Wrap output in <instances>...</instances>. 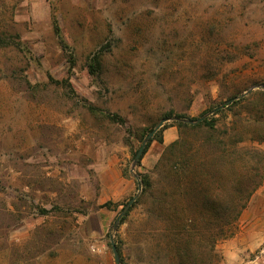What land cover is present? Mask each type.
Segmentation results:
<instances>
[{
  "label": "rangeland",
  "instance_id": "obj_1",
  "mask_svg": "<svg viewBox=\"0 0 264 264\" xmlns=\"http://www.w3.org/2000/svg\"><path fill=\"white\" fill-rule=\"evenodd\" d=\"M261 91L264 0H0V264H117L111 239L120 264H181L179 236L186 264H264V161L245 202L189 185L200 153L219 179L264 151ZM109 177L133 189L98 203Z\"/></svg>",
  "mask_w": 264,
  "mask_h": 264
},
{
  "label": "trees",
  "instance_id": "obj_2",
  "mask_svg": "<svg viewBox=\"0 0 264 264\" xmlns=\"http://www.w3.org/2000/svg\"><path fill=\"white\" fill-rule=\"evenodd\" d=\"M255 96L256 98L264 100V91L257 93ZM240 101L242 100L235 101L233 104H237ZM182 125L184 127L186 126L193 129H199V127L202 126V123L197 125H190V124H182ZM208 125L211 129L214 128L212 123H209ZM236 139H237L236 144H242L244 142H247V138L244 135ZM179 143L180 141L177 142V144ZM192 148H194V145ZM240 150L242 152L239 153L240 156L234 159V164L232 165L233 169L232 172L229 173V175H222V173L216 171V173L219 176V179L211 178L210 171H206L205 169L206 164L203 161L204 159L203 160L200 159V157L204 158V155L200 156L201 154L200 153L199 156L196 157L197 159L196 165L192 168V175L190 177L191 179L189 178L190 179L189 185L193 188L194 191L199 192V194L201 195L203 194V197H205L206 199L211 197L216 202H223L222 200H227V199L230 200L229 197L236 196V198L239 199L242 197V199L240 200L244 199L245 202V200H247L249 196L252 195V193L255 191L256 187L246 191L245 194L244 189L240 187L234 188L232 183H235L237 186H240V183L243 180V176L246 175V172H248V167L251 166V160L254 159L258 163V159H260L261 161L260 163L261 164L263 163L264 151L258 147L249 146L247 145V143H245L242 146V148H240ZM211 183L212 186H210ZM141 184H142V192L140 199L142 200L144 199V197L146 196L148 197V195H150L152 189V181L148 179L146 176H144L141 180ZM243 207H244V203L242 202L240 203V209H242ZM184 238L185 237L179 236L177 240H174L175 243L174 252L177 255V257L181 259V264H186L187 262H189L188 260L191 259L190 256H192L195 260L198 259L197 255L195 256L194 252H190L191 250L189 249V246L193 245V241L185 240Z\"/></svg>",
  "mask_w": 264,
  "mask_h": 264
},
{
  "label": "crops",
  "instance_id": "obj_3",
  "mask_svg": "<svg viewBox=\"0 0 264 264\" xmlns=\"http://www.w3.org/2000/svg\"><path fill=\"white\" fill-rule=\"evenodd\" d=\"M132 180L124 177L119 178H103L102 179V194L96 195L98 203L104 202L105 199H108L113 202H117L120 199H123L131 193L133 189Z\"/></svg>",
  "mask_w": 264,
  "mask_h": 264
},
{
  "label": "water",
  "instance_id": "obj_4",
  "mask_svg": "<svg viewBox=\"0 0 264 264\" xmlns=\"http://www.w3.org/2000/svg\"><path fill=\"white\" fill-rule=\"evenodd\" d=\"M246 94H248V92H246L244 95H246ZM244 95H243V96H244ZM236 99H238V98H234V99H230V100H228V101L225 103V105H223V107L226 106V105H228V104H230V103H232V102H233L234 100H236ZM198 121H200V120H198ZM160 126H161V124H160ZM157 129H158V128H156L155 130H153L152 132H150L149 135L147 136L146 140L143 142L142 146L140 147V149L138 150V152H137V154H136V156H135V158H134V165L138 162V160H139V159L141 158V156L143 155L144 150H145V146H146L147 142H148V141L151 139V137L155 134V132H156ZM132 203H133V200H131V201L125 206L123 212H122V213L120 214V216L118 217L117 222H119L120 218H121V217L127 212V210L129 209V207L131 206ZM111 247H112V251H113V253H114V257H115V261H116V263H117V264H120V255H119V251H118L117 246H116V244L114 243L113 239H111Z\"/></svg>",
  "mask_w": 264,
  "mask_h": 264
}]
</instances>
